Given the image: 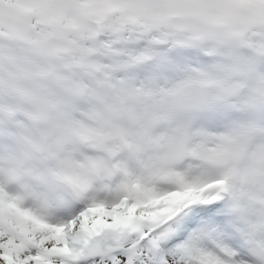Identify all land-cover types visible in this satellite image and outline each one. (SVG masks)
Here are the masks:
<instances>
[{"label":"snow or ice","instance_id":"1","mask_svg":"<svg viewBox=\"0 0 264 264\" xmlns=\"http://www.w3.org/2000/svg\"><path fill=\"white\" fill-rule=\"evenodd\" d=\"M0 264H264V0H0Z\"/></svg>","mask_w":264,"mask_h":264}]
</instances>
